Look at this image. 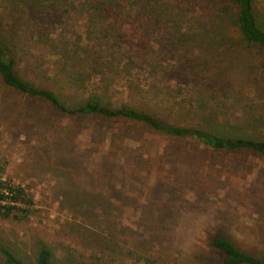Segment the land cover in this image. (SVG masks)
I'll return each instance as SVG.
<instances>
[{
  "label": "rangeland",
  "instance_id": "1",
  "mask_svg": "<svg viewBox=\"0 0 264 264\" xmlns=\"http://www.w3.org/2000/svg\"><path fill=\"white\" fill-rule=\"evenodd\" d=\"M33 1L0 0V46L24 82L66 107L96 94L168 124L264 140V53L229 5ZM150 8L156 32L137 38L130 19ZM255 8L264 29V0ZM0 181L30 201L19 220L0 217V248L27 264L44 245L55 264H222L214 237L264 260V156L132 121L60 116L1 77Z\"/></svg>",
  "mask_w": 264,
  "mask_h": 264
},
{
  "label": "trees",
  "instance_id": "2",
  "mask_svg": "<svg viewBox=\"0 0 264 264\" xmlns=\"http://www.w3.org/2000/svg\"><path fill=\"white\" fill-rule=\"evenodd\" d=\"M37 1V0H36ZM130 2L131 0H126ZM223 5L222 10L229 5L234 11L235 25L243 39L264 53V29L260 26L256 14L255 0H212ZM28 0L27 7L36 9V2ZM133 2V1H132ZM38 10V9H37ZM104 10V9H103ZM158 12L150 8L147 11H138L130 19L132 29L141 38L154 34L159 25ZM38 26V23H35ZM34 25V26H35ZM35 26V27H36ZM158 30V29H157ZM16 55L7 52L0 46V77L10 89L30 98H35L47 103L60 116H97L104 119H119L142 124L156 133H160L177 140L192 139L213 151L238 152L251 151L264 156V140L245 137H230L216 134L209 130L197 127H187L165 123L153 114L137 107L120 105L117 107L106 105L101 96L91 94L83 103L66 107L50 90L34 87L24 82L16 73ZM30 204L26 200L25 192L17 187L0 181V217L20 219L15 213H20V207ZM24 212L27 213V210ZM222 257V264H264V260L240 250L232 241L223 237H214L211 242ZM4 264H27L11 250L0 248ZM57 261L49 247H41L36 255L35 264H55Z\"/></svg>",
  "mask_w": 264,
  "mask_h": 264
}]
</instances>
